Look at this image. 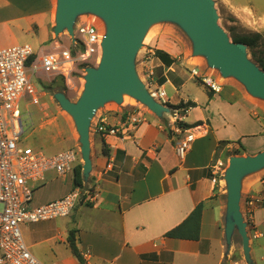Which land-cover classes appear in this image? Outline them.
I'll return each instance as SVG.
<instances>
[{
    "label": "crops",
    "instance_id": "1",
    "mask_svg": "<svg viewBox=\"0 0 264 264\" xmlns=\"http://www.w3.org/2000/svg\"><path fill=\"white\" fill-rule=\"evenodd\" d=\"M0 2L22 13L28 33L33 32L36 25L41 36H45L53 20L51 0ZM15 43L13 38L0 48ZM215 80L221 84L220 93L210 98L208 88L204 105L196 99H180L197 106L176 110V117L167 115L170 121H162L150 113L132 126L119 115L99 114L106 116L111 126L127 123L126 127L119 136L96 138L90 156L92 169L87 174L82 172L81 186L94 195V200L77 203L71 215L65 218L64 227L42 240L59 243L69 252L66 260H49L50 263L45 264H85L84 257V262L80 263L68 247L71 231L81 255L88 253L89 264H264V169L245 175L241 182L247 252L237 228L230 243L227 240L228 194L223 172L224 156L233 149H241L240 154L244 156L264 151V105L253 101L234 84ZM185 82L177 88L167 80L176 91L182 89ZM164 100L173 105L181 102H172L167 92ZM175 121L201 124L184 129ZM188 134L193 135V142L181 161L176 147ZM104 145L107 154L103 151ZM67 174L50 172L36 188L55 178L66 179ZM71 185L51 201L75 189L74 175ZM199 203H205L199 239L165 237L182 224Z\"/></svg>",
    "mask_w": 264,
    "mask_h": 264
},
{
    "label": "rangeland",
    "instance_id": "2",
    "mask_svg": "<svg viewBox=\"0 0 264 264\" xmlns=\"http://www.w3.org/2000/svg\"><path fill=\"white\" fill-rule=\"evenodd\" d=\"M51 1L53 3V20L45 36H41L36 25L33 26L32 34L28 33L27 22L23 19L22 13L11 5L0 2V45L14 38L16 43L13 45L30 44L38 55L70 50L72 57L76 58L82 51L81 43L75 32L78 25L95 23L100 32L106 33V24L101 17L92 13H84L76 18L73 37L66 29L56 35L54 28L56 26L58 0ZM212 1L217 13L218 25L225 31L231 41L234 42L236 37L244 35H260L257 46L253 49L247 47L246 51L248 59L261 68V64L264 62V0ZM156 50L168 53L171 58L176 60V63L170 67L162 66L161 61L155 56ZM99 63L100 61H92L91 64H85L76 60L75 64L72 65L70 74L66 76L59 73H34L33 82L38 91L39 101L37 104H33L29 98H26L21 103L20 108L25 133L20 145L36 147L49 154L72 150L77 154L76 165H84L75 120L71 114L62 108L57 96L64 95L72 103H77L85 89L87 69L98 68ZM193 68H196L199 72L202 70L203 73L212 74L214 78L223 84H234L246 95L248 94L253 101H258L264 105V98L251 95L245 85L236 77L223 76L219 68H212L208 65L206 56L195 55L192 39L177 21L168 19L153 23L149 27L134 59L135 72L140 81L145 84L148 92L152 94L164 87L172 102L190 98L196 99L204 105L209 90L200 78L192 75ZM168 79L175 83L177 88L181 83L186 82L182 89L176 91L173 86L167 83ZM165 84L166 86H164ZM154 99L161 103L160 100ZM161 104L168 111L162 116H158L130 95L123 96L121 103L113 100L106 102L97 109L94 118L91 120V150L95 145L96 138L99 137L97 133H94V120L101 112H107L110 116L119 115L123 121H129L133 117L142 120L150 113L159 117L162 121L167 119V121H170L167 115L176 117L175 112L177 109H175V106L177 105L171 104V101ZM241 152V149H233L224 156V174L229 166V159L232 156H244L240 154ZM72 179L73 171H69L66 179L55 178L45 186L36 188L33 206H39L48 200H54L56 196L72 187ZM65 221H67L65 218H57L51 221L23 224L21 226L29 250L38 260L43 263H50L49 260L61 262L69 257V252L65 250L63 245L52 241H42L53 235L58 229L63 228ZM235 238L239 240L238 236H235Z\"/></svg>",
    "mask_w": 264,
    "mask_h": 264
},
{
    "label": "water",
    "instance_id": "3",
    "mask_svg": "<svg viewBox=\"0 0 264 264\" xmlns=\"http://www.w3.org/2000/svg\"><path fill=\"white\" fill-rule=\"evenodd\" d=\"M92 13L106 24L102 56L98 68H88L84 92L77 103L64 95L57 99L75 120L83 172L91 165L90 126L97 109L106 102L121 103L123 94L146 105L158 116L168 109L148 92L134 69V59L149 27L161 20H175L194 43V54L206 56L208 65L219 68L225 77L234 76L247 91L264 98V71L247 57V46L231 41L218 25L212 0H58L55 34L65 29L74 36L77 16ZM264 169V151L256 155L232 156L225 172L227 183L226 236L230 243L237 228L248 251L246 223L241 212V182L249 174Z\"/></svg>",
    "mask_w": 264,
    "mask_h": 264
},
{
    "label": "built area",
    "instance_id": "4",
    "mask_svg": "<svg viewBox=\"0 0 264 264\" xmlns=\"http://www.w3.org/2000/svg\"><path fill=\"white\" fill-rule=\"evenodd\" d=\"M82 51L76 58L70 50L38 55L30 44L0 48V264H45L29 250L22 234L23 224L39 223L66 218L80 201H93L94 195L81 187L65 197L40 206H33L35 188L46 180L50 172L65 175L77 164V154L65 150L47 154L32 146L20 145L25 133L21 103L29 98L38 103V91L33 82L37 72L69 75L75 61L91 64L102 56L105 33L95 23H83L76 27ZM192 75L214 93L222 90L212 74L192 69ZM154 98L166 103L164 90L152 93ZM151 94V95H152ZM94 133L102 137L119 136L127 123L111 126L106 116L95 118ZM128 124L135 126L137 117ZM193 135L188 134L176 147L177 157L183 161L191 148ZM85 264L88 253L82 255ZM109 264H116L114 262Z\"/></svg>",
    "mask_w": 264,
    "mask_h": 264
},
{
    "label": "trees",
    "instance_id": "5",
    "mask_svg": "<svg viewBox=\"0 0 264 264\" xmlns=\"http://www.w3.org/2000/svg\"><path fill=\"white\" fill-rule=\"evenodd\" d=\"M260 38V35H244L240 37H236L234 39L235 43H243L248 48H255L257 46V42ZM156 58H158L165 66L170 67L174 63H176V60L171 58L170 55L162 50H156L155 52ZM261 69L264 71V62L261 64ZM202 82V81H201ZM214 92H209V97L211 98L213 96ZM196 103L192 101H188L187 103L181 102L179 105L175 106V109L178 111L185 110L188 108L196 107ZM201 122L196 123L194 125H188L182 122H178L177 125L180 126V128H194L198 125H200ZM35 149H38L34 147ZM41 150V149H38ZM103 151L105 154H107L106 146H103ZM45 152V151H44ZM47 153V152H46ZM49 154V153H47ZM82 169L83 166L81 164H78L74 167L73 175H74V187H81L83 185V176H82ZM205 207V203H199L195 209L191 212V214L188 216V218L179 226L175 227L174 229L170 230L165 234V237L168 238H174V239H188V240H198L200 237V230H201V218L203 214V209ZM68 247L71 250V253L79 260L80 263H83V257L78 250L76 246V241L74 237V232L71 231L69 233V236L67 238Z\"/></svg>",
    "mask_w": 264,
    "mask_h": 264
},
{
    "label": "bare ground",
    "instance_id": "6",
    "mask_svg": "<svg viewBox=\"0 0 264 264\" xmlns=\"http://www.w3.org/2000/svg\"><path fill=\"white\" fill-rule=\"evenodd\" d=\"M125 95H127V94H123V96H125ZM151 96H152V97H155V95H153V94H152Z\"/></svg>",
    "mask_w": 264,
    "mask_h": 264
}]
</instances>
